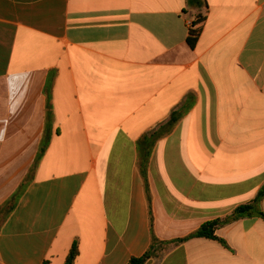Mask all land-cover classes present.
Returning a JSON list of instances; mask_svg holds the SVG:
<instances>
[{"label":"crops","instance_id":"1","mask_svg":"<svg viewBox=\"0 0 264 264\" xmlns=\"http://www.w3.org/2000/svg\"><path fill=\"white\" fill-rule=\"evenodd\" d=\"M26 179L0 264H264L262 217L188 238L264 191V0H0V208Z\"/></svg>","mask_w":264,"mask_h":264},{"label":"trees","instance_id":"2","mask_svg":"<svg viewBox=\"0 0 264 264\" xmlns=\"http://www.w3.org/2000/svg\"><path fill=\"white\" fill-rule=\"evenodd\" d=\"M203 25H204V18L200 16L198 20L194 23V28L191 29L188 34V43L190 44L191 47H195L200 37L201 31L203 29ZM180 118H181L180 113L178 112L174 113L169 123H167L156 134H154V140L156 141L160 137L171 133L174 126L178 123ZM145 167L146 166L143 167L144 175L146 173ZM28 183L29 180L27 179L24 180V182L21 184V186L16 191V193L6 202V204L3 207L0 208V214L4 213V218L7 217L15 209ZM263 196H264V191L260 192L258 197L252 203L238 207L230 218L226 219L225 221L214 220L207 222L203 224L197 232H195L188 238L203 237V238L217 239L215 232L222 223H227L233 220H238L245 217H254V216H259L264 219V213H262L259 208ZM154 247H155V242L152 243L150 250L146 252L142 257L132 258L130 264H145L153 256ZM78 255H79V247H78V243L75 242L71 250L69 251L65 264H74Z\"/></svg>","mask_w":264,"mask_h":264}]
</instances>
